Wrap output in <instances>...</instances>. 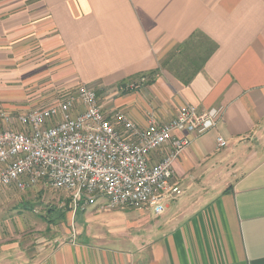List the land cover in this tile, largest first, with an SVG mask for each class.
<instances>
[{"label":"crops","instance_id":"crops-1","mask_svg":"<svg viewBox=\"0 0 264 264\" xmlns=\"http://www.w3.org/2000/svg\"><path fill=\"white\" fill-rule=\"evenodd\" d=\"M73 82L142 125L184 104L221 116L175 160L182 193L138 224L144 234L18 260L6 255L20 243L6 244L0 185V264H264V0H0V110L48 105Z\"/></svg>","mask_w":264,"mask_h":264},{"label":"built area","instance_id":"built-area-1","mask_svg":"<svg viewBox=\"0 0 264 264\" xmlns=\"http://www.w3.org/2000/svg\"><path fill=\"white\" fill-rule=\"evenodd\" d=\"M220 116V109L184 104L166 121L150 111L142 125L118 109L104 110L96 91L77 83L48 105L0 110V185L23 191L47 183L65 191L74 209L92 204L159 214L182 193L173 181L175 160ZM216 144L227 140L218 136ZM163 147L152 162L151 153Z\"/></svg>","mask_w":264,"mask_h":264},{"label":"rangeland","instance_id":"rangeland-1","mask_svg":"<svg viewBox=\"0 0 264 264\" xmlns=\"http://www.w3.org/2000/svg\"><path fill=\"white\" fill-rule=\"evenodd\" d=\"M139 83L141 86L142 82ZM76 86L77 83L73 82L62 87V90L52 95V99L56 101L66 91H73ZM91 88L98 96L101 94L96 85ZM50 101L52 100L48 102ZM248 145L251 148L255 144L251 141ZM244 147H247L246 143L242 144L243 149ZM240 174L242 173L239 171L234 175L228 174L229 177L221 183L231 182V179ZM6 188L10 189L6 196V244L19 240L20 249L22 247L20 251L18 248L10 249L6 251V255L11 254L18 260L24 253L26 257H30L46 249L49 244L70 239L88 238L98 242L144 234L145 229L138 224L145 226L146 220L150 219V212L131 207L101 208L90 204L74 209L70 196L65 191L53 189L47 183H38L25 191L15 187ZM16 259L11 262L17 261Z\"/></svg>","mask_w":264,"mask_h":264},{"label":"trees","instance_id":"trees-1","mask_svg":"<svg viewBox=\"0 0 264 264\" xmlns=\"http://www.w3.org/2000/svg\"><path fill=\"white\" fill-rule=\"evenodd\" d=\"M195 70V69H194ZM145 77V76H144ZM146 78V77H145ZM125 86H127V90L129 89L130 90V88L128 87V85L126 84Z\"/></svg>","mask_w":264,"mask_h":264}]
</instances>
